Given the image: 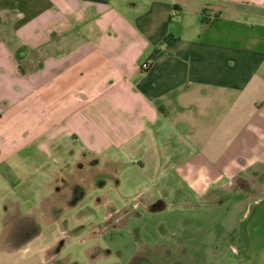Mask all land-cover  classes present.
<instances>
[{
    "label": "crops",
    "instance_id": "obj_1",
    "mask_svg": "<svg viewBox=\"0 0 264 264\" xmlns=\"http://www.w3.org/2000/svg\"><path fill=\"white\" fill-rule=\"evenodd\" d=\"M62 140L73 168L124 159L200 194L264 173V0H0V233L20 229L15 248L40 231L16 195L22 166L5 164Z\"/></svg>",
    "mask_w": 264,
    "mask_h": 264
},
{
    "label": "rangeland",
    "instance_id": "obj_2",
    "mask_svg": "<svg viewBox=\"0 0 264 264\" xmlns=\"http://www.w3.org/2000/svg\"><path fill=\"white\" fill-rule=\"evenodd\" d=\"M61 143L50 154L31 142L7 160V172L11 162L22 166L25 177L16 184V195L26 201L23 209L33 213L36 224L31 230L40 235L15 248L24 233L5 228L0 264H264L263 171L248 180L216 183L200 194L176 173L154 186L124 159L73 168L77 157ZM35 163L48 168L37 172ZM62 176L80 181L84 196L73 198ZM52 178L56 190L40 201L41 183ZM157 203L164 206L155 210ZM42 205L51 210L50 220L41 217ZM4 222L0 219V227ZM44 245L49 249L43 251Z\"/></svg>",
    "mask_w": 264,
    "mask_h": 264
},
{
    "label": "flooded vegetation",
    "instance_id": "obj_3",
    "mask_svg": "<svg viewBox=\"0 0 264 264\" xmlns=\"http://www.w3.org/2000/svg\"><path fill=\"white\" fill-rule=\"evenodd\" d=\"M76 193L74 194V198L75 197H78L79 195L80 196H84V190L82 189V187H76ZM137 261V260H136ZM136 264H142L141 263V261L139 260V262L138 263H136Z\"/></svg>",
    "mask_w": 264,
    "mask_h": 264
},
{
    "label": "trees",
    "instance_id": "obj_4",
    "mask_svg": "<svg viewBox=\"0 0 264 264\" xmlns=\"http://www.w3.org/2000/svg\"><path fill=\"white\" fill-rule=\"evenodd\" d=\"M203 15H204V17H203V21H210V19L208 18V15H206V14H204L203 13ZM164 205L162 204H159V203H157V204H155L154 206H153V209H159V208H161V207H163Z\"/></svg>",
    "mask_w": 264,
    "mask_h": 264
},
{
    "label": "built area",
    "instance_id": "obj_5",
    "mask_svg": "<svg viewBox=\"0 0 264 264\" xmlns=\"http://www.w3.org/2000/svg\"><path fill=\"white\" fill-rule=\"evenodd\" d=\"M209 18H210V20H214V19H216V18H217L216 13H214L212 16H209Z\"/></svg>",
    "mask_w": 264,
    "mask_h": 264
}]
</instances>
